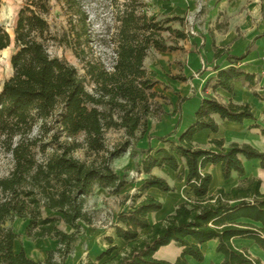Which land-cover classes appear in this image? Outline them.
<instances>
[{
    "label": "trees",
    "instance_id": "1",
    "mask_svg": "<svg viewBox=\"0 0 264 264\" xmlns=\"http://www.w3.org/2000/svg\"><path fill=\"white\" fill-rule=\"evenodd\" d=\"M56 1L71 11L69 28L61 34L54 32L48 21L52 0H28L18 12L13 36L0 27V52L14 44L10 60L13 74L0 84V148L13 161L8 176L0 178V264H65L82 235V224H93L94 217L86 209V198L93 189L98 186L119 193L129 184L113 168V161L128 152L131 157L139 153L145 156L138 166L139 172L148 175L141 193L150 188L173 192V187L150 175L151 171L167 167L177 172L184 162L186 185L194 194L196 207L182 203L173 215L151 225L148 215L163 205L146 196L132 210L118 215L115 237L124 240L127 249L113 256L117 247L113 238H107L110 246L98 261L112 256L104 264H188L185 258L190 256L201 262L204 255L200 245L218 240L217 252L224 255L222 264H262L231 242L233 238L253 240L264 251L261 180L254 178L228 193L219 189L216 195L205 198L212 183L205 167L219 164L225 180L233 173L244 176L241 157L259 160L264 169V151L235 143L228 151L216 153L193 144L196 133L218 131L213 115L235 123L254 120L249 104H222L215 98H204L192 126L174 140H170L174 133L158 138L166 147L137 148L148 131L149 119L165 113L160 100H167L155 90L159 82L148 76L145 59L151 49L182 51L179 43L188 39L189 33L172 23L184 26L186 19L176 15L151 18L141 0H124L116 9L115 60L109 70L90 53L89 17L81 2ZM164 33L170 35V43ZM54 45L72 49L83 64L84 75L65 59L53 56L50 48ZM223 52L216 48L215 57ZM247 54L229 56V61L237 64ZM175 79L186 80L181 76ZM236 81L253 86L256 77L230 66L217 71L214 86L232 93ZM186 100L180 98L179 105ZM35 129L38 134L33 136ZM110 130L124 133L123 140L111 149L106 145ZM212 143L220 148L224 145L223 140ZM79 151L84 152L85 159L76 157ZM139 198L133 197L134 201ZM44 211L49 214L45 216ZM15 219L27 222L29 238L58 241L56 252L49 251L44 261L30 258L23 249L17 252L15 244L20 235L6 227ZM61 222L71 232L63 231ZM145 230L148 232L141 235ZM173 242L183 248L175 263L154 257Z\"/></svg>",
    "mask_w": 264,
    "mask_h": 264
},
{
    "label": "crops",
    "instance_id": "2",
    "mask_svg": "<svg viewBox=\"0 0 264 264\" xmlns=\"http://www.w3.org/2000/svg\"><path fill=\"white\" fill-rule=\"evenodd\" d=\"M178 1L185 6L184 14L181 16L188 20L191 19L194 12H197V5L194 0ZM207 4L209 9L205 16V29L200 31L201 34H198V28L196 27V30L192 32L193 35L188 36V39L184 41H180L179 45L183 47V52L169 53V60L173 63H178V60L182 59L183 68L179 74L181 77H185L186 80L172 79L170 81L168 86L170 87L169 98L172 105L169 109H165L162 120H160L161 118L157 119V133L148 130L146 135L138 142V149H147L149 146L154 149L166 147V144L159 141L158 138L171 133H174L170 137L172 140L180 136L196 122V112L200 108L203 99L212 97L222 104H249L255 119L235 123L223 120L218 115H213L219 126L218 131L203 130L196 133L193 136V144L198 148L216 153L228 151L231 145L235 143L248 144L259 151H264V135L262 133V129H264V63L262 60L264 54V0H208ZM176 11L181 12L179 9ZM216 48L224 49V52L218 58L215 57ZM247 51L248 54L244 60L237 64H231L229 56L240 57ZM230 66H236L244 72L254 75L256 77L255 84L250 86L244 81H236L232 93L215 87L217 71ZM208 83L210 84L207 86ZM180 98H186L187 100L179 105ZM152 119L148 121L149 126H151ZM214 140H223V147L220 148L213 144L212 141ZM125 156H129L133 168L137 170V177L134 181L128 179L129 184L121 192L112 193L120 197L125 196L127 198L126 202L120 204L117 210L115 209L116 205L107 207L106 210L113 215L110 227L98 225L99 222L95 219L92 225L82 224V235L65 264H81L87 261L94 264H104L110 261L112 256L98 261V257L110 246L107 238H113V245L117 247V251L113 256L123 253L128 244L124 240L115 237V229L119 226L118 215L132 210L146 196H152L163 205L160 211L148 215L151 225L173 215L182 203H186L189 208L196 207L194 194L186 185L188 170L184 162L181 163L177 172L167 167L154 168L151 171L150 175L164 179L173 187L175 189L173 192L166 193L156 188H150L141 193L140 189L148 175L139 172L138 166L145 156L139 153L136 157H131L129 152L125 153ZM241 159L244 163L245 175L239 176L237 173H233L228 180L223 178L219 164H208L205 167V172L212 176V183L205 198L216 195L219 189H223L228 193L233 188L254 178L261 180V192L264 193V169L261 168L260 161L256 159L249 161L243 157ZM130 174L133 178L132 172ZM135 195H140L141 198L134 201L133 197ZM61 223L64 226L63 231L71 232L69 226L64 222ZM147 232L145 230L140 233L142 235ZM18 234L20 237L15 244L16 251L19 252L23 249L29 255L27 248L20 245L22 234ZM47 239L50 238L37 240L44 241ZM189 241L196 244L193 239L189 238ZM231 242L237 250H246L253 258L259 259L264 264V251L253 240L233 238ZM218 244V240H210L200 245L204 255L201 262L190 256H186L185 259L188 264H222L224 255L217 252ZM182 253L183 248L173 242L160 248L154 257L158 260L175 263ZM41 255V257L34 260L44 261L47 254L44 252Z\"/></svg>",
    "mask_w": 264,
    "mask_h": 264
},
{
    "label": "rangeland",
    "instance_id": "3",
    "mask_svg": "<svg viewBox=\"0 0 264 264\" xmlns=\"http://www.w3.org/2000/svg\"><path fill=\"white\" fill-rule=\"evenodd\" d=\"M28 0H1L0 1V27L5 28L12 36V28L15 26L17 15L19 10ZM81 2L84 10L89 17V28L92 40V56L100 59L103 65L107 69H111L115 60L113 38L117 31V24L115 22L116 9L120 7L124 0H78ZM145 4L144 11L151 18L161 19L165 16L172 17L175 15H183L185 6L178 0H141ZM116 2V4H115ZM197 5V12L191 16V19L186 18L184 26L179 22L172 23V26L176 29H183L189 33V36L193 35L192 32L198 28V34L203 31L206 26L205 16L208 12V0H194ZM52 11L48 17V21L53 28V31L61 34L65 29L69 28V20L71 11H69L63 4L56 0H52ZM181 10V14L176 10ZM182 17V16H181ZM164 37L168 39V43L171 42L170 35L164 33ZM184 51V50H183ZM181 51V52H183ZM50 52L53 56H58L65 59L67 62L75 66L81 75H84L83 64L75 57L72 49L64 45L51 46ZM14 53V44H11L6 50L0 52V84L9 79L12 74L11 56ZM90 55V54H89ZM176 63L169 60V53H161L155 49H151L145 59L144 65L147 70L148 76L153 81H158L159 85L155 87L156 91H159L164 95L167 100H160L163 111L169 109L172 105L170 94V81L175 77L181 76L179 73L183 68L180 58ZM1 90V87H0ZM165 114L160 118H153L151 126L148 125V130L152 133H157V119L162 120ZM38 134V129L34 130L33 136ZM124 138L122 131L110 130L106 134V145L108 148H113L116 144L121 142ZM172 140V138H170ZM47 141V140H46ZM76 157L85 159L84 152L79 151L76 153ZM13 168V161L9 154L0 148V178L8 176ZM113 168L120 176H125L130 181L136 179L137 170L133 168L132 162L129 156L122 155L120 158L113 161ZM133 178H131V174ZM116 197V198H115ZM1 198V194H0ZM127 198L125 196L120 197L113 194L109 189L100 188L96 186L93 192L86 198V209L92 214L94 219L98 221V225L110 227L113 215L106 209L107 207L115 206L117 210L120 204H124ZM113 213V210H112ZM46 216L49 212L44 211ZM27 222L20 219H15L13 222H7L6 227H12V229L21 233L22 241L20 245L26 247L28 250V256L32 259L41 257L44 252L47 254L49 251H54L59 247L58 241L53 239H47L44 241L33 240L26 234ZM62 229L64 226L59 224ZM58 258V256H57ZM81 264H89V261Z\"/></svg>",
    "mask_w": 264,
    "mask_h": 264
},
{
    "label": "built area",
    "instance_id": "4",
    "mask_svg": "<svg viewBox=\"0 0 264 264\" xmlns=\"http://www.w3.org/2000/svg\"><path fill=\"white\" fill-rule=\"evenodd\" d=\"M262 60H263V63H264V54H263Z\"/></svg>",
    "mask_w": 264,
    "mask_h": 264
},
{
    "label": "water",
    "instance_id": "5",
    "mask_svg": "<svg viewBox=\"0 0 264 264\" xmlns=\"http://www.w3.org/2000/svg\"><path fill=\"white\" fill-rule=\"evenodd\" d=\"M7 31V30H6ZM8 32V31H7ZM9 33V32H8Z\"/></svg>",
    "mask_w": 264,
    "mask_h": 264
}]
</instances>
